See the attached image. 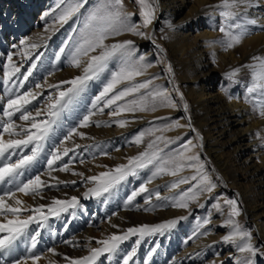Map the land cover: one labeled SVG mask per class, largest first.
<instances>
[{
	"label": "bare ground",
	"instance_id": "obj_1",
	"mask_svg": "<svg viewBox=\"0 0 264 264\" xmlns=\"http://www.w3.org/2000/svg\"><path fill=\"white\" fill-rule=\"evenodd\" d=\"M95 1L88 0L85 8L81 9V13ZM156 1L160 5L155 11L156 22L165 24L168 31L170 28L174 30V33H167L165 44L173 55V66L190 99L188 103L191 111L190 119L180 118V124L186 126L178 131L185 134L186 142L192 141L193 144L197 142L196 134H200L205 147L204 154L216 166L210 168L201 158L202 155L200 156L209 175L212 177L216 170L227 186L239 189L238 194L244 202L243 213L248 219V223L242 227L251 232V243L258 249L257 255L251 259L253 264H264V241L262 240L264 237V116L259 114L258 108L253 112L246 103L248 98L253 101V104L255 100L246 91V85L251 81L250 70L241 67L251 63L253 56H264V0H259V6L248 10L249 18L256 19L258 24L249 26V33L239 44L240 47L237 50L241 55L240 58L236 55L238 53H234L235 50L228 52L222 50L219 45L209 44L219 39L221 34L219 31L222 19L219 16L221 9L217 7L221 0ZM58 5L60 8L64 7L60 0H0L1 130L3 123L7 122V118L3 116V107L8 98L30 89L40 91L42 95L28 106V110L35 112L37 109H45L48 97L57 91L47 87L48 84L56 85L60 81L71 80L82 74L83 65L81 68H76L70 62L76 42L77 22L75 25H73L74 21L69 20L62 25L57 23L56 18L61 10L57 7ZM45 13L49 15L45 16ZM22 39L37 43L40 47L32 50L28 58L14 55L13 62L20 66V72L11 81L5 82L3 74L4 66L7 64V54L20 52ZM50 40L53 43H49ZM66 42H68L67 47ZM13 45L17 47L14 48ZM61 48H64L63 53L60 52ZM41 53L40 59L35 60V56ZM157 53L153 44L146 39L142 43L138 56L143 55L148 62L152 56H158ZM58 54L59 58H57ZM213 58L217 61L216 63ZM33 63L36 67L32 69L31 76L24 81L23 87H19L23 75ZM158 63L155 62L154 66L149 68L146 77H137L136 80L140 82L154 76L156 69H159ZM117 67L118 61L114 60L113 64L110 62L109 71L103 73L98 79L88 82L80 95L61 114L62 118L58 120L48 140L44 142V148L37 160L23 170V175L19 177L18 183L22 182V179L41 175V179L46 183L50 181L52 185H57L46 187L35 198L31 194L17 193V198L24 202L20 207L47 205L53 198L63 200L70 199L72 196L89 201L81 210L79 221L75 219L74 210H69L59 217H50L44 222L43 227L35 222L29 226L27 236L38 234L36 241L38 240L46 250L44 258L41 257L36 264H68L65 257L79 258L88 255L91 248L100 247L96 243L97 240L104 239L110 234H122L129 227L143 224L154 225L179 217H185V219L179 220L174 228L166 230L163 234L146 237L138 246L135 244L137 237L133 236L121 244L117 253L111 255L105 253L95 264H122L123 256L133 247H136L137 252L130 264H242L243 257L247 254L240 253L235 243L224 240L215 241L212 235L214 229H211L208 235L193 236L198 226L205 220L203 218L201 221L199 217L194 219L195 208L190 205L187 209L171 206L173 199L179 195L184 186L181 184L176 189L170 187L171 183L179 177L165 173L152 178L148 183L155 169L150 166L139 170L136 176H129L121 182L115 188L116 191L105 194L107 201L112 198L117 203L116 209H106L99 203L93 204L91 200H100L97 197L84 196V193L93 186L91 181L85 179L86 177L114 169L119 164H126L128 157L145 151L148 145L146 135L142 143L134 142L135 138L143 132V125L152 126L164 120L168 122L174 115L170 109L163 108L154 113L136 111L113 117L110 113L115 106L105 108L102 113L93 109L94 98L107 83L111 71H115ZM238 67L241 71L237 74L235 83L239 84L240 88L226 94L225 84L219 83L217 87L212 85L211 80L215 74H222L226 80H229L225 74ZM38 83L44 87L35 89ZM126 84L127 82L118 85L117 90H122L121 88ZM66 87L68 85H61V88ZM229 96L232 98L229 99ZM256 99L260 97L257 96ZM102 106L103 103L98 107ZM89 111L96 112L92 122L88 127H78L80 120ZM19 115L20 113H16L13 116L18 125L25 123L18 119ZM157 117L167 119H157ZM44 118L41 116L38 119ZM116 119L126 120L127 125L120 127L114 122ZM97 121L103 123L97 126ZM189 124L190 127L187 126ZM72 128H78V131L84 132L85 136L81 138L79 135H73L64 143L63 147L73 151L64 156L61 161L56 162L54 167L57 170L52 173L56 179L50 180L46 174L48 156L54 147L60 146L61 140ZM4 135L7 139V134ZM76 144L81 147L76 149L74 147ZM30 148L31 145L29 148L18 150L11 155V160L14 162L21 154H28ZM64 163L69 164L70 171L58 170ZM192 171L190 169L189 175ZM74 173L84 175L82 177ZM186 175L188 174H179V176ZM57 181L67 183L57 184ZM215 183L217 187L212 195L222 198L225 194L224 186L222 183ZM141 184H147L149 192L137 195L131 203H128V196ZM68 186L74 190L72 192L66 190ZM5 190L14 191L15 189L13 185L6 182L0 183V194H3ZM156 192H159L161 199L157 200ZM149 196H151V202L146 203ZM9 203L14 204V201ZM29 214L24 212L21 218H26ZM3 219L4 217L0 216V220ZM205 230L204 225L199 232L203 233ZM225 232L228 230L225 229ZM42 239L44 241L41 242ZM22 241L23 238L16 243L15 251L11 255L6 256L0 253V264H12L13 260L35 255L33 254L35 251L28 250ZM49 249H55V253L50 252ZM149 252H152L151 256L148 255ZM28 264H32V261L29 260Z\"/></svg>",
	"mask_w": 264,
	"mask_h": 264
},
{
	"label": "snow or ice",
	"instance_id": "obj_2",
	"mask_svg": "<svg viewBox=\"0 0 264 264\" xmlns=\"http://www.w3.org/2000/svg\"><path fill=\"white\" fill-rule=\"evenodd\" d=\"M60 3L64 7L56 18L57 23L62 25L74 16L83 17L82 26L78 32V39L74 44L70 58V62L74 67L81 68L83 65V71L81 75L75 76L71 80L60 81L56 85L48 84L47 87L57 91L54 95L48 97L45 109H37L35 112L28 110V106L42 95V92L31 89L11 96L3 107V116L7 118V122L3 123L2 130H0V161H2L0 183L6 182L13 185L15 189L14 191L5 190L3 194H0V216L4 217L3 220H0V253L6 256L11 255L15 251V245L21 238L27 237V230L31 224L35 222L38 226L43 227L44 222L50 217H59L62 213H67L70 209L74 210L77 208L79 198L76 196L63 200L53 198L51 203L47 205L39 204L34 207H20L24 202L17 198V193L31 194L35 198L46 187H55L57 185H52L50 181L46 183L41 179V175L31 177L26 182L18 183V180L23 175V170L37 160L44 148V142L48 140L50 133L53 132L61 114L69 108L75 98L85 89L89 81L98 79L103 73L109 71V63L111 61H118V67L115 71H111L107 83L104 84L102 90L94 98L92 102L93 109H97L102 113L105 108L115 106L110 115L119 117L126 112H155L159 107L173 109L177 107L176 102L167 93V90L162 89L159 85H154V80L157 79L156 76L140 82L136 80L137 77L146 76L148 69L152 65L145 63L143 55L137 57V48L133 40L126 39L111 44L106 43L110 37H118L123 33H131L145 39L150 38L140 30V26L132 22L134 14L125 10L124 0H97V3L84 13H81V9L85 8L88 0H60ZM137 3L140 8L139 15L142 17V25L144 27L151 25L155 18L153 3H150L149 0H137ZM256 6H259V0H221L217 7L221 9L219 16L222 19L219 31L223 36L220 39L209 42V44L219 45L225 51L240 44L244 36L249 33V26L258 24L256 19L249 18L248 15V10ZM57 7L60 8V5ZM47 15L49 13H45V16ZM153 43H155L154 40ZM67 44L68 42L65 44L66 47ZM20 46H22L20 52H9L7 54V64L4 66L5 71L3 74L5 82L11 81L20 72V66L13 62V56L20 55L23 58H28L31 56L32 50L40 47L39 44L29 42L27 39H22ZM13 47L17 46L13 45ZM60 52L63 53L64 48H61ZM41 55L42 53L35 56V60H39ZM214 56L215 53L213 52ZM57 58H59V54ZM251 60V63L241 66L249 69L251 74V81L246 85V91L255 100L254 110L258 108L259 114L264 116V56H253ZM35 67L36 64L33 63L27 73L23 75V80L19 82V87H23L24 81L28 80L32 74V69ZM167 71L169 73L172 72L170 63L167 65ZM240 71L241 68L238 67L225 75L229 80L235 82V78ZM125 82H127L126 86L122 90H117V86L125 84ZM61 85H68V87L61 88ZM43 87L44 85L39 83L35 85L37 90ZM175 90L179 91L178 88ZM225 92L227 93V89H225ZM179 95L183 99V94L179 93ZM257 96L260 99H256ZM228 98L231 99L232 97L229 96ZM101 103H103V106L98 107ZM183 108L185 110L188 109L186 102L183 104ZM16 113H20L18 119L25 123L18 125L15 122L13 116ZM94 115H96L95 111H89L80 120L78 127H88ZM41 116L45 118L38 119ZM157 119L167 118L157 117ZM114 122L120 127L127 125V121L124 119H116ZM101 123L103 122H96L97 126H100ZM185 126L180 124L178 120H173L163 128L150 129L147 133L141 132L135 138L134 142L136 144L143 142L145 134L154 136L155 139L148 143L145 151L128 157L126 164H119L114 169H108L97 175L86 177L85 179L91 181L93 186L84 193V196L102 197L110 193L111 190L129 176H136L139 170L150 166L155 171L152 172V177H150L148 183L151 182L152 178L167 173L174 177H179L171 183L170 187L173 189L178 188L181 184H190L186 190H182L173 199L172 207L187 209L190 202L197 201L202 194H211L217 184L206 170L200 154L193 152L197 145L193 144L192 141H187L181 145L179 150H172L167 153L164 148L160 147V143L167 147V145L174 143L175 140L180 139V137L170 138L164 136V132ZM187 126L190 127L191 125ZM157 131L161 135H155ZM4 134H7V139H5ZM73 135H79L83 138L85 133L78 131V128L70 129L63 140H61L60 146L54 147L50 152L47 159L48 171L46 173L50 180L56 179L52 176V173L57 170L54 167L56 162L61 161L64 156L73 151V149L63 147L64 143L70 140ZM199 138L202 140V137ZM30 145L31 148L28 154H21L14 162L11 160L12 154H15L18 150L29 148ZM74 147L79 149L81 145L76 144ZM81 163H83V160H81ZM104 167L107 168V166ZM185 169L193 170L192 174L190 176H179ZM58 170L67 172L71 169L69 164L64 163ZM74 174L82 177L84 175L83 173ZM59 183L67 182L57 181V184ZM72 183H75V181H72ZM148 192L147 184H141L138 189L128 196L127 202L131 203L137 195ZM155 195L157 200L161 199L159 192H156ZM9 201H14V204L9 203ZM150 202L151 196L146 200V203ZM223 203L228 208L225 225L230 226L231 230L222 239L225 242L235 243L240 253L247 254L243 257L242 264H253L251 257L257 255L258 249L251 243V232L243 229L235 219L241 214L238 201L232 198L225 199ZM214 208L221 213L223 212L219 202L214 205ZM24 212H29L30 214L26 218H21V214ZM182 219H185V217L165 220L154 225L143 224L129 227L122 234L113 233L104 239L97 240L96 243L100 247L91 248L88 255L79 258L65 257V260L68 264H95L101 255L117 253L121 244L128 241L131 237H137L135 244L138 246L144 238L152 237L158 233L163 234L166 230L174 228L179 220ZM208 223L210 221L205 219L203 224L199 225L197 231L193 233V236L198 234L208 235L207 231L199 232V229ZM112 226L118 227L117 225ZM30 239L32 248H34L37 236L32 235ZM49 251L55 253V249H49ZM136 252V247L127 252L122 258V264H130V261L136 256ZM148 255L151 256L152 252H149ZM40 259V256L30 255L13 260L12 264H28L29 260L32 261V264H36Z\"/></svg>",
	"mask_w": 264,
	"mask_h": 264
},
{
	"label": "rangeland",
	"instance_id": "obj_3",
	"mask_svg": "<svg viewBox=\"0 0 264 264\" xmlns=\"http://www.w3.org/2000/svg\"><path fill=\"white\" fill-rule=\"evenodd\" d=\"M149 2L153 3V8L155 9V11L160 6L159 2H157L156 0H154V2H153V0H149ZM96 3H97V0L95 2H91L89 4V7L86 9V11L89 10ZM124 5H125V10L126 11L134 14L133 17H132V22L135 23L136 25L140 26V30L150 37L147 40H149L153 44V47L158 52L157 53L158 56L154 55V56H152L149 59L148 62L145 61V63L151 64L152 67L154 66L155 62H159L158 63L159 64V67H158L159 69H156L157 71L154 72V76L157 77V79L154 80V85H159L162 89L167 90V93L172 97V99L177 104V107L174 108V109L173 108H167V109H170L171 111L174 112L173 117L170 118L168 120V122L164 120V121L158 122L156 124H153L152 126L143 125L142 126V131L147 133V131L150 130V129L163 128L165 125L171 123L173 120H178L179 121L180 118H182V119L185 118V119L188 120L189 116L191 114V111L189 110L190 109L189 107H188L187 110H185L183 108V104L185 102L188 104L190 102V99H189V96H188L186 90L182 87V84H181L182 81L180 80V77L176 73V69L173 66V57H172L173 55H172V53L170 52V50L168 49V47L165 44V39H166L167 33L168 32L174 33L173 32L174 31L173 28H170L169 31H168V27L165 24H159L158 22H156L157 20H155V18L153 19V22H152L153 27H152V24L147 26V27H144L142 25V17H140V15H139L140 8H139V5L137 3V0H124ZM60 9H62V8H60ZM82 13H84V12H82ZM82 20H83L82 16L78 17V19H77V16H74L72 18V20H69V21H74L73 25H75L76 22H77V24L75 26L76 31H77L76 32V40L78 39L79 29L82 26ZM222 36H223V34L221 33L220 36H219V39ZM126 39H131V40H133L135 42V46L137 48L136 55H137V57H139L138 55H140L142 43L146 40L143 37L135 36V35H132L131 33H123L122 35H120L118 37H110L106 41V43L111 44L113 42L122 41V40H126ZM153 40L155 41V43H153ZM49 43H53V41L50 40ZM238 47H240L239 44L235 45L233 48L228 49L227 51L229 52L230 50H235L234 53L235 52L238 53V50H237ZM236 55L239 58L241 56L239 53L236 54ZM213 59H214V61L216 63L217 61L215 60V58H213ZM111 62L113 64L114 60L111 61ZM169 63L172 66V72L171 73H169L167 71V65ZM141 77H146V76H141ZM212 80H214V81H212ZM212 80H211V83L215 87H217V85L219 83L225 84V89H227V93L226 94L230 93L232 90L235 91L237 88H240L239 84H236L234 81H231V80H226L222 76V74H219V73L215 74L213 76ZM177 88L179 90L178 92L175 90ZM242 88L244 89V87H242ZM121 89H123V88H121ZM179 93L183 94V99L180 98ZM246 103L248 104L249 107H251V110L253 112L257 110V109L254 110L255 104H253V101L250 98H248V101H246ZM163 108L164 107H159V108H157L156 111H159L160 109H163ZM147 112L154 113L152 111H147ZM61 118L62 117H60L59 119H61ZM179 129L180 128H175V129H172L170 131H167V132L163 133L164 136H167V137H170V138L180 137V139L175 140L174 143L167 145V147H165L163 143H160V147L164 148V151L166 153L170 152L172 150H179L181 148V145L186 142L185 134L183 135V132L180 133L178 131ZM0 130H1V126H0ZM176 131H178V133H175ZM145 135H146V141L148 143L155 139L154 136H150V135H147V134H145ZM155 135H161V133L157 131L155 133ZM199 137H201V135L200 134H196L195 138H196L197 142H196L195 145H197V147L195 149H193L194 150L193 152H198L200 154V156L202 155L201 158H203L205 163H207V165L210 168H213V166L215 168L216 167L215 164H213L211 162L210 158L207 157L204 154L205 147L203 146L204 144H203L202 140ZM200 145H202V147H200ZM80 151L82 152V150H80ZM189 172H190V169H185L180 174H188L186 176H190ZM212 179H213L214 182L223 184L224 190H225V194L222 195V198L221 197L219 198L217 195H212V193L211 194L204 193V194H202L199 197V199L197 201H192V202H190L189 205H190V207H193V208L196 209V211L194 213L195 214L194 215L195 216L194 219H197L199 217V219H201V221H203V218L204 219L208 218V220L210 221V223L205 225L206 226V230L205 231H207L210 234L211 233L210 230L214 229V232H213L212 235L214 236L215 241L216 240L217 241H223L222 237L227 235L230 232V230H231L229 228V226L225 225V220L227 218V212H228L227 206L224 205V203H223V201L225 199H232V198L237 199L238 206H239V208L241 210V214H240V216L236 217L235 219L239 222V224L241 226L247 224L248 223V219H247V216L243 213L244 202L241 200V196L238 194L239 193V189L238 188H230L229 186H227L225 184L224 180L219 175V172H216V170H214V175L212 176ZM26 180L27 179H22V182H26ZM183 185L184 186L181 188L180 192L182 190H186L190 186V184H183ZM54 189H52V190H54ZM66 190H69V191L72 192L74 189H71L68 186V187H66ZM113 191H116V189L114 188L113 190H111L110 193H112ZM97 198L100 201L91 200L92 203L94 202L93 204L99 203L102 207L105 206L106 209H116V204L117 203L115 201H113L112 198L109 201H107L106 195L102 196V197H97ZM217 202H219L221 204L222 208H223V212L222 213L217 211L214 208V205ZM80 203H82V204H80ZM88 203H89V201L79 200V204H78L77 208L74 209V213H73L74 216H75V219H77L76 221L80 220L81 210L84 209L86 204H88ZM200 216H201V218H200ZM225 229H227L228 232H225ZM30 237L31 236H27V237L23 238L22 244L25 245L28 250H31V251L34 250L35 253H33V254L44 258V255L46 254L45 248L43 247L42 244H40L38 242V240L36 241V243H38V244H36L35 247L32 248V242H31ZM262 240L264 241V237L262 238ZM40 241L42 242V241H44V239H42Z\"/></svg>",
	"mask_w": 264,
	"mask_h": 264
}]
</instances>
